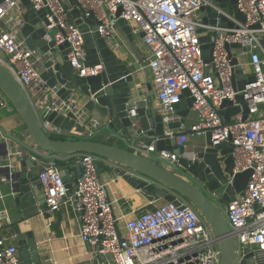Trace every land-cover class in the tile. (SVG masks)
Instances as JSON below:
<instances>
[{"label":"built area","instance_id":"1","mask_svg":"<svg viewBox=\"0 0 264 264\" xmlns=\"http://www.w3.org/2000/svg\"><path fill=\"white\" fill-rule=\"evenodd\" d=\"M30 1L37 10L49 8L44 38L56 44L69 43L68 59L80 76H93L103 71L102 65H86L83 32L70 20L61 0ZM77 1V8L86 17L94 15L99 20L98 31L114 42L115 47L122 45L114 41L119 34L114 24L120 7V17L132 30L144 34L143 43L148 55L143 67L151 73L157 97L155 108L163 116L167 135L174 136L177 146H185L192 135L202 136L210 132L213 146L224 141L233 144L234 173L252 170L243 193L236 194L230 202H225V206L219 204L235 239V259L241 258L244 248L249 247L255 253L256 264H264V0L237 1L245 21L213 0ZM205 6L217 12L216 24L202 23L200 10ZM25 12L21 0H0V63L10 69L31 99L30 90L37 84L42 95L43 112L37 111L46 132L92 138L95 128L87 127L85 133L67 131L48 121V115L53 111L66 114L77 108L65 101L57 102L50 89L40 88L37 68L42 57L37 50L27 46L21 33ZM221 17L226 18V26L220 25ZM200 27L208 30L206 34L213 45L210 63L203 58ZM232 43L241 45L242 55L250 53L248 65L252 68L250 74L255 77L237 91L232 84L235 65L230 52L236 56L233 48L231 51L227 48V44ZM208 67L209 71L206 70ZM185 91H189L194 100L192 108L198 116L190 126L175 109ZM239 94L248 104L249 116L243 119L242 112H239L234 120L225 122L219 112L220 106L224 100H235ZM129 147L136 153L159 159L168 168H177L179 155L165 149L157 151L152 142L129 143ZM22 153L20 150L15 155L22 156ZM11 155L8 153L9 157ZM59 155L45 153L37 146L30 155L38 164L41 158L52 160L44 163L38 174L47 211L72 207L79 216L82 240L102 258L98 264L220 263L221 250L213 228L188 200L178 197L179 205L167 201L144 209L134 217L117 216L114 201L107 197V185L98 177L96 156L91 153L67 154L82 166L73 192L68 194L69 188L55 162ZM10 239L2 233L0 222V264H23L18 245Z\"/></svg>","mask_w":264,"mask_h":264},{"label":"water","instance_id":"2","mask_svg":"<svg viewBox=\"0 0 264 264\" xmlns=\"http://www.w3.org/2000/svg\"><path fill=\"white\" fill-rule=\"evenodd\" d=\"M26 8L25 24L22 35L27 46L37 50L42 61L37 68L41 89L48 88L57 102H68L77 110L51 112L48 121L55 127L67 131L85 133L88 128H95V138H66L54 139L46 132L40 123L35 104L25 89L20 85L10 69L0 63V91L13 105L21 116L27 133L35 146L45 153L74 154L91 153L96 156L95 165L101 182V162L113 163L111 167L133 188L152 193L153 196L181 204L178 197L188 200L213 228L221 250L219 264H256V256L249 247L244 248L243 256L236 257V243L231 232L220 202H230L236 194H242L251 169L234 173V160L231 155L233 144L229 141L212 145L211 133L205 135L203 143L193 150L185 151L180 146V154L176 170L168 168L159 159L148 157L131 150L129 143H154L157 151H174L176 142L174 136L167 135L163 116L157 112L154 98H140V91L135 86L132 64L115 47L114 42L107 40L98 31L99 20L85 14L77 8V0H61L64 9L69 13L70 20L75 22L83 32L88 66L102 65L103 71L93 76H80L68 59L71 51L68 42L56 44L55 41L45 40L46 17L49 8L35 9L30 0H21ZM221 8L234 14L241 21L245 16L238 9V0H213ZM122 8L116 13L114 26L126 44L137 57V62L143 63L134 43L132 28L121 18ZM200 17L203 24H216L217 12L209 7H202ZM111 20L114 18L109 15ZM221 26H226V18L221 17ZM232 25V24H231ZM208 30L200 27V41L203 58L206 63L213 59V45L209 42ZM213 33V30H209ZM143 33L140 34L143 37ZM240 48L239 43L227 44V48ZM235 65L232 76L234 89L242 90L245 85L255 80L254 75L245 72L239 59L232 56ZM209 71V67L206 69ZM189 91H185L181 101L175 104V109L183 117L187 116L193 106ZM225 122L235 119L242 112L243 119L249 116V108L243 95H236L235 100H224L219 109ZM8 150L2 155L9 164L2 167L8 183V211L3 218H9L11 231L19 247L23 264H42L37 244L31 232H22L20 223L27 220L45 204V192L41 187L38 174L40 167L31 156L26 155L17 159V155L8 156ZM109 167V168H108ZM63 176L68 194H72L82 166L77 167L78 177L73 179L67 165H57ZM6 207V205H4ZM5 209V208H4ZM119 232V236H120Z\"/></svg>","mask_w":264,"mask_h":264},{"label":"crops","instance_id":"3","mask_svg":"<svg viewBox=\"0 0 264 264\" xmlns=\"http://www.w3.org/2000/svg\"><path fill=\"white\" fill-rule=\"evenodd\" d=\"M132 33L136 49L143 63L138 64L137 57L120 34H118L117 39L114 41L122 44L118 51L123 55V58L128 59L134 64L132 66V71L135 77V86H137L140 91V98L146 99L151 96L154 98V104L156 106L157 97L152 83L151 73L148 68L143 67L148 55L147 47L143 43V37L140 36L141 32L132 30ZM245 50L249 51L250 49L246 48ZM233 53L239 58L240 64L245 68V72L250 74L252 71L251 66L248 65L250 53L247 52L242 55L241 49L236 47L233 48ZM30 91L33 95L32 101L37 109L43 112L42 95L37 84H34ZM183 119L186 124L190 126L198 120V116L195 110L191 108L190 112L187 116L183 117ZM175 126L176 124H173V127ZM84 136L85 135H83V137ZM96 136L97 130H94V136L92 138ZM204 140L205 135H192L183 148L185 151L193 150L196 145L203 143ZM35 147L34 142L27 133L26 126L21 116L0 91V222L2 223V233L11 237L10 240L14 243H16V241L11 231L10 220L9 218H3L7 212L9 214L10 212L7 207L9 203L8 183L5 178V173L2 171V167L9 164V160L5 159V156L2 154L6 150L11 154H15L17 151L21 150L23 152L22 156L15 155L17 159L20 160L26 155L30 156ZM173 152L179 155L180 146L176 145ZM50 161H52L50 158H41V163L38 165L41 168L44 163ZM55 162L57 164L67 165L70 176L73 179H77V167L79 163L76 159L70 158L67 154H60ZM101 163V178L107 185L108 199L114 201L113 208L117 216L126 214L128 217H134L144 209H151L155 205L161 204V200L153 196L152 193L133 188L120 174L113 172L111 167L117 168V165L106 162V165H104L103 162ZM107 164L111 166L110 168L108 167L109 169H107ZM173 169L176 170L178 168ZM152 201H154L153 204L150 203ZM4 205H6V207ZM222 205L225 206L226 204ZM20 228L22 232H31L33 234L42 264H98L102 260V258L94 252L93 247L82 240L80 235L79 216L71 206H64L59 210L50 212L47 211L46 205L44 204L40 207L38 213L22 221L20 223Z\"/></svg>","mask_w":264,"mask_h":264},{"label":"trees","instance_id":"4","mask_svg":"<svg viewBox=\"0 0 264 264\" xmlns=\"http://www.w3.org/2000/svg\"><path fill=\"white\" fill-rule=\"evenodd\" d=\"M52 138H54V139H66V138H68V137H65V136H59V135H55V134H53V135H52ZM59 165H60V163H59Z\"/></svg>","mask_w":264,"mask_h":264},{"label":"rangeland","instance_id":"5","mask_svg":"<svg viewBox=\"0 0 264 264\" xmlns=\"http://www.w3.org/2000/svg\"><path fill=\"white\" fill-rule=\"evenodd\" d=\"M161 201V203H165V202H167V201H165V200H163V199H160ZM222 203V202H221ZM222 204H225V203H222Z\"/></svg>","mask_w":264,"mask_h":264}]
</instances>
